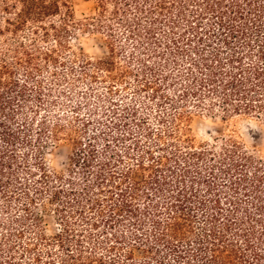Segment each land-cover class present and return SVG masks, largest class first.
<instances>
[{
  "label": "trees",
  "instance_id": "trees-1",
  "mask_svg": "<svg viewBox=\"0 0 264 264\" xmlns=\"http://www.w3.org/2000/svg\"><path fill=\"white\" fill-rule=\"evenodd\" d=\"M90 1L0 0V264H264V155L186 133L264 119V0Z\"/></svg>",
  "mask_w": 264,
  "mask_h": 264
},
{
  "label": "rangeland",
  "instance_id": "rangeland-1",
  "mask_svg": "<svg viewBox=\"0 0 264 264\" xmlns=\"http://www.w3.org/2000/svg\"><path fill=\"white\" fill-rule=\"evenodd\" d=\"M74 14L77 19L90 16L95 11V4L90 0H71ZM77 51H84L93 57L104 56L107 48L104 38L88 29L77 32L71 41ZM190 118L187 123L186 133L196 143L211 142L222 144L227 138H235L243 143L249 151L264 155V119L251 115L226 116L220 112H207L190 109ZM152 121V120H151ZM72 144L66 141L49 146L45 152V160L48 165L59 172H65L69 165V155ZM44 221L48 233L58 230V225L51 212L44 214ZM136 257L142 256L141 249H135Z\"/></svg>",
  "mask_w": 264,
  "mask_h": 264
}]
</instances>
